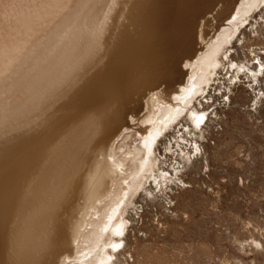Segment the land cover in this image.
Returning a JSON list of instances; mask_svg holds the SVG:
<instances>
[{
    "label": "rangeland",
    "instance_id": "1",
    "mask_svg": "<svg viewBox=\"0 0 264 264\" xmlns=\"http://www.w3.org/2000/svg\"><path fill=\"white\" fill-rule=\"evenodd\" d=\"M261 6L238 25L218 75L195 99L194 108L204 109L207 119L197 128L185 112L155 140L156 170L172 173V180L160 187L150 177L147 189L153 194L140 190L133 196L115 264H264V3ZM121 11L115 14L118 20ZM96 14L91 11L89 20L84 19L80 35L58 53L62 55L44 79L31 85L12 81L4 91L19 102L5 118L0 115L3 264H10V243L17 242L22 230L42 226L47 231L58 208L85 191L72 180L78 179L74 176L81 173L82 156L100 124L81 108L86 100L63 94L61 81L74 68L84 78L78 80L83 82L79 92L112 89L110 49L117 34L111 35L108 22L92 32ZM64 53L75 60L65 65ZM108 97L105 94L101 105H109ZM52 132L57 140L41 151L37 143ZM139 142L134 135L130 145ZM19 206L25 210L17 218ZM63 217L59 224L68 228L73 220L70 214ZM25 260L16 257L15 264Z\"/></svg>",
    "mask_w": 264,
    "mask_h": 264
},
{
    "label": "bare ground",
    "instance_id": "2",
    "mask_svg": "<svg viewBox=\"0 0 264 264\" xmlns=\"http://www.w3.org/2000/svg\"><path fill=\"white\" fill-rule=\"evenodd\" d=\"M127 1L0 0V115L4 118L19 102L5 94L7 85L17 80L31 85L44 79L57 63L58 55H62L58 53L80 35L91 11L97 13L92 32L101 31L108 22L113 29L111 35L117 34L110 49V69L114 74L111 90L79 92L83 82L78 80L84 78L74 68L61 81L63 94L69 98L75 95L81 102L86 100L81 108L100 124L94 125L98 135L82 156L81 173L74 176L78 179L72 180L85 191L72 203L58 208L47 231L42 226L22 230L17 242L10 243V264H15L16 257L20 262H30L25 260L23 264H115L128 224L126 208L133 196L140 190L153 194L147 189L150 177L160 187L162 182L172 180V173L156 170L159 157L153 148L155 140L185 112L194 126L202 125L207 114L204 109L194 108L195 99L203 96L221 68L227 53L224 50L238 25L264 3ZM120 10L118 20L119 13L115 14ZM64 55L66 59L63 56L61 62L65 65L75 60L69 53ZM256 71H252L254 75ZM121 84L125 85L123 89ZM105 94L112 98L109 105H101L106 101ZM192 104L194 109L190 108ZM134 135L140 142L132 146ZM56 140L57 133L52 132L37 144L41 151L49 150ZM30 201L24 202L25 209ZM23 206L16 209L17 218L24 212ZM69 214L73 221L66 228L59 221ZM5 230L6 226L0 224V264L4 261ZM24 239L28 245L21 244ZM21 246L25 250H19Z\"/></svg>",
    "mask_w": 264,
    "mask_h": 264
}]
</instances>
